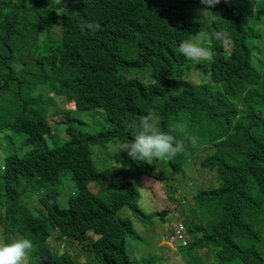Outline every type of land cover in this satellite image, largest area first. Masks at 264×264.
<instances>
[{
    "label": "trees",
    "instance_id": "trees-1",
    "mask_svg": "<svg viewBox=\"0 0 264 264\" xmlns=\"http://www.w3.org/2000/svg\"><path fill=\"white\" fill-rule=\"evenodd\" d=\"M199 5V0H61L59 5L0 0V151L8 150L0 169V241L29 239L28 264H76L72 256L80 248L97 264H154L141 261L137 250L127 251L126 239L140 235L131 219L118 214L128 208L145 219L140 204L145 177L159 182H147L154 202L165 199L192 209L176 196L182 188L171 184L169 192L161 184L177 182L172 177L185 175L197 162L200 170L216 174L208 183L213 186L193 200L197 229L205 232L218 263L264 264L259 247L264 237L248 219L264 197V60L262 67L254 58L260 45L264 53V0H221L212 8L217 15L210 31L229 38L204 39L214 58L197 64L181 55L178 45L200 31ZM89 23L101 28L93 34ZM250 79L258 87L242 93ZM86 111L102 113L108 130L68 128V141L56 145L50 115L69 119ZM149 112L157 115L161 132L185 142L183 153L163 163L175 173L167 176L154 163L120 151L114 156L119 168L97 172L90 146L129 142L133 133L126 124ZM20 134L21 143L15 137ZM23 146L32 149L21 155ZM67 176L79 193L85 184L100 188L102 211L110 214L106 225L92 229L97 238L78 233L84 200L74 195L68 209L56 202L52 189ZM45 186L52 188L38 194ZM27 195L38 205L26 203ZM186 226L194 236L192 224ZM238 239L254 244L242 247ZM197 247L195 239L181 249Z\"/></svg>",
    "mask_w": 264,
    "mask_h": 264
},
{
    "label": "rangeland",
    "instance_id": "rangeland-1",
    "mask_svg": "<svg viewBox=\"0 0 264 264\" xmlns=\"http://www.w3.org/2000/svg\"><path fill=\"white\" fill-rule=\"evenodd\" d=\"M15 1H21V0H15ZM201 5V4H200ZM201 8L200 6L197 8V10ZM55 31H57V27H55ZM262 47L264 49V40L262 43ZM254 58L256 59L257 63H260L263 67V63L261 62L264 60V53L261 50V45L258 50V52L255 54ZM264 71V68L261 70V72ZM145 77L148 79L146 82L147 85H150L152 81L149 79L148 75H145ZM185 80L180 82L178 84V88L185 86ZM258 87V84L256 81L248 80L244 85H242V93H247L252 89H255ZM75 118H69L63 122H57L54 121L55 117L57 119H64L65 116L57 115L52 116L50 115V118H48L50 124L53 128V133L55 135L53 136L54 141L56 145L63 146L69 139L68 137V128L71 126L76 127L80 131L88 132L92 134H97L102 131L108 130V127L106 125L105 118L102 113L94 112V111H86L82 113H78L75 115ZM70 119H77L76 121L70 122ZM156 127L160 129L156 122ZM10 134V133H8ZM17 141L21 143L22 140L25 139V135L20 134L15 136ZM119 145L117 143H108V144H97L94 146H90V150L92 152V161L94 169L99 172H107L112 171L114 169L119 168L118 163L114 159L115 154H117L119 150ZM49 147L54 148L55 144L53 141H49ZM31 146H23L21 148V151L19 152L21 155L24 153H27L31 150ZM7 149H2L0 151V169L3 167L4 163L3 160L7 156ZM155 160V159H154ZM166 161V159L156 161V168L159 172H166L168 173L167 176H170L171 174L175 173V169L170 166L169 170H167L163 163ZM185 175L178 174L174 175L172 179L175 181L177 179V182L171 183L172 185L178 186L182 188L183 190V196L185 195L186 201L189 205L192 206V211H197V208L195 206L193 196L197 194L198 191H204L208 190L213 185H209L208 183L215 178V175L212 173H209L204 170H200L199 168V162L196 163V165L191 166L189 168H185ZM148 181L143 182L144 187L146 188V191L144 189L140 190V204L141 207L145 210L147 214L156 212V209L152 207V202H154V199H152V195L148 193ZM151 183H156L154 181H150ZM216 184V187H218V182L214 183ZM166 187V186H164ZM52 188V186H45V188L42 191H38V194H46L48 191ZM170 191V187H166ZM90 191L93 194H98L99 189L91 184L89 186ZM57 191V203L58 205L63 209H68L70 206V201L74 197V195H77L78 189L76 184L73 182L72 177L67 176L63 179V183L58 185L56 188L52 189ZM252 191H254L258 195V188L255 185H252ZM179 193H176V196H178ZM259 196V195H258ZM25 200L26 203L30 205H38V201L33 199L32 196H26L25 198H22ZM160 207L163 209H167L170 213L174 212L178 216H183L186 214L185 210L181 208V206H176L177 203L170 205L167 200L160 199ZM181 203V202H180ZM185 209H188V206L185 207ZM175 214H171V216L168 218V220L163 221L161 220L160 216L150 217L146 219H142L138 217L134 212L129 210L128 208L122 209L119 214L118 218H129L132 220L134 227L136 231L139 233L140 238L139 239H132L127 238L126 239V245H127V251L131 252L134 250H137L139 254H143V257L140 258L141 261L146 260H152V263L154 264H219L217 259L214 256L215 249L212 247H207L204 250L201 248H196L193 250H186V249H175L173 246H161V242L164 241L167 236L169 239V234L172 233L174 226L179 222L180 218L176 216ZM169 216V215H168ZM190 217L194 218V215H191ZM249 221L253 222L259 232L264 237V202H261L260 208L253 212L249 216ZM90 236L96 237L93 232H90ZM144 237H146V243L144 244ZM97 238V237H96ZM4 239V235H0V240ZM53 240H50L52 242ZM238 244L242 247H250L253 246L254 240L252 239H244V240H237ZM69 241H66L63 243V249L66 248L68 250ZM163 245L169 244V242L164 241L162 243ZM259 247L263 253L264 256V242L259 244ZM76 248L71 247L70 250H74ZM72 259L75 260L76 264H97V261L95 258L92 257V254L89 252H83L82 248L79 249V251H76V253H73ZM232 264H241L239 260H235Z\"/></svg>",
    "mask_w": 264,
    "mask_h": 264
},
{
    "label": "clouds",
    "instance_id": "clouds-1",
    "mask_svg": "<svg viewBox=\"0 0 264 264\" xmlns=\"http://www.w3.org/2000/svg\"><path fill=\"white\" fill-rule=\"evenodd\" d=\"M224 2L227 3L228 0H224ZM54 3L59 5L61 0H54ZM199 3L202 5V7L197 10L198 19L196 22L201 25L200 31L195 35V39L183 40L178 45V52L186 59L197 64H199L201 61L212 62L214 58V52L210 48L203 46L202 41L204 39H215L217 41L225 42L229 38L228 34L223 31H210L209 29V25L212 23L213 17L217 15L213 13L211 9L221 3V0H199ZM87 28L94 34L101 28V25L99 23H89ZM258 117H260V115ZM65 120H67L66 117L64 119H57V117H55L54 121L63 122ZM157 120V115L154 112H149L148 114L139 117L138 120H132L131 122H128L126 127L133 133V138L129 142L119 145L120 152L126 153L133 160L145 162L149 166H151L152 163L156 165V161L171 159L178 154L183 153L185 150L184 140H177L174 135L161 132L160 129L156 127ZM261 122L264 123V119H262ZM177 127L181 131L184 129L183 125H178ZM69 128H71L74 132L79 131V129L74 126ZM189 139L193 145H195L196 138L190 137ZM156 171L158 170L156 169ZM204 171L209 172L208 170ZM209 173L216 175L214 172ZM145 181L154 180H150L145 177L143 182ZM143 182L142 186L146 191ZM154 182L159 183L157 181ZM90 185L91 184H85L84 188L81 189V192L75 195L78 201L81 199L84 200L82 219L79 223L80 230L78 233L80 234H90L92 229L98 226L101 227V225H106L105 223L107 216L110 214L109 213L107 215L102 211V207L105 203L101 202L98 198V195L100 194V188L93 184L99 189L98 194H93L89 189ZM161 185L171 188V183ZM179 195L180 202L188 204L185 195L183 196V191H179ZM262 201L264 202V197L259 199L254 212L260 208ZM151 205L156 209V212L149 214L145 212V219L160 216L161 220L166 221L171 216V214H175L174 212L170 213L167 209L160 207L161 205L159 200L152 202ZM185 212L186 214L181 217L175 214L180 218V220L174 226L172 233L169 234V239L167 236V238L164 240L169 242V244H166V246L170 245L175 249H181L187 247L191 242L197 239V248L204 250L205 248L210 247L205 240V232L199 231L197 229L198 219L196 211L189 209L185 210ZM191 215H194V218L190 217ZM187 223L192 224L195 231L194 236H191L188 233L186 226ZM164 241H162V243ZM32 251L33 244L27 238H20L14 240L11 243H4L0 241V264H28Z\"/></svg>",
    "mask_w": 264,
    "mask_h": 264
}]
</instances>
